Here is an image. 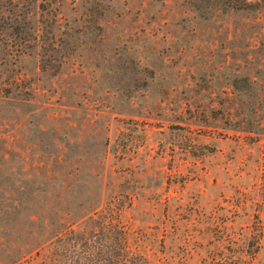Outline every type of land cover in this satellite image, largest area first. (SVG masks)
Masks as SVG:
<instances>
[{
  "label": "rangeland",
  "instance_id": "obj_1",
  "mask_svg": "<svg viewBox=\"0 0 264 264\" xmlns=\"http://www.w3.org/2000/svg\"><path fill=\"white\" fill-rule=\"evenodd\" d=\"M0 264H264V0H0Z\"/></svg>",
  "mask_w": 264,
  "mask_h": 264
},
{
  "label": "trees",
  "instance_id": "obj_2",
  "mask_svg": "<svg viewBox=\"0 0 264 264\" xmlns=\"http://www.w3.org/2000/svg\"><path fill=\"white\" fill-rule=\"evenodd\" d=\"M111 218H113L114 216H113V214L110 216ZM110 239H109V241H110V245H109V251L110 252H113L115 249H116V242H119V243H121L120 242V238H119V236H117V235H112L111 237H109ZM123 242H124V240H123ZM90 245H93V244H90ZM87 247H91V246H87ZM108 249V248H107ZM124 249H126L125 248V246H124ZM110 255H111V253H110Z\"/></svg>",
  "mask_w": 264,
  "mask_h": 264
}]
</instances>
